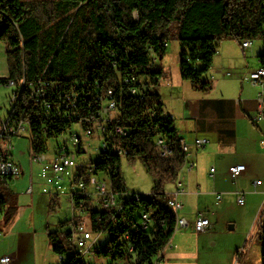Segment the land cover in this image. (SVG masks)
I'll use <instances>...</instances> for the list:
<instances>
[{"label": "trees", "instance_id": "obj_1", "mask_svg": "<svg viewBox=\"0 0 264 264\" xmlns=\"http://www.w3.org/2000/svg\"><path fill=\"white\" fill-rule=\"evenodd\" d=\"M173 38L180 43L181 78L207 92L211 83L204 75L223 40L241 44L261 39L258 61L264 67V0H0V42L8 68L0 82L11 81L19 91L8 113L11 120L29 121L30 152H46L47 140L75 123L81 121L86 129L92 125L89 119H99L104 103L115 102L117 116L103 140L110 148L92 163L95 174L109 177L123 205L113 217L89 209L94 230L108 233L105 246L96 247L98 257L151 264L176 231V211L168 205L171 196L163 186L176 181L187 153L158 92L163 69L156 63ZM31 87L45 96L29 101ZM116 124L129 132L110 135ZM160 139L167 153H162ZM118 150L127 159L139 158L153 176L149 195L127 194ZM11 180L0 179L5 222L17 209ZM143 214L146 227L140 223ZM72 222L60 224L68 226L65 230L47 231L48 242L58 264H89L72 244ZM258 236L264 264V221Z\"/></svg>", "mask_w": 264, "mask_h": 264}, {"label": "rangeland", "instance_id": "obj_2", "mask_svg": "<svg viewBox=\"0 0 264 264\" xmlns=\"http://www.w3.org/2000/svg\"><path fill=\"white\" fill-rule=\"evenodd\" d=\"M134 18L136 19V14ZM252 42V50L248 49L245 52L246 58L243 57L240 45L235 39L223 40L218 50L221 47L228 48V55L233 62L243 68L247 62L248 69L253 71L259 68L256 55L262 52L263 41L257 38ZM167 45L168 58L162 65L170 67L169 71L173 76L179 69L180 43L173 38ZM235 48L238 49L237 52ZM157 62L160 64L161 60L157 58ZM7 76L5 45L0 42V79ZM14 89L15 86L0 82V125L1 120L5 119L10 111V100ZM70 132L81 137L80 143L85 150L84 153L78 154V144L68 142L70 133L67 131L59 137L47 140L45 155L52 156L56 145L66 142L69 151L75 155L78 165L97 160L100 154L101 131L95 130L88 136L81 125L76 123L73 124ZM12 145V158L20 162L24 176L19 181L12 180L13 183L17 181L15 190L18 194L19 210L16 218L13 219V223H7L0 216V255L6 253L12 257L14 253L13 261L16 258V252L20 251V264H58L59 258L53 252L46 233L67 229V225L61 228L60 224L70 220L74 215L69 195L68 193L58 194L54 200H51L54 196L41 193L42 180L38 176L39 165L33 164L30 169V134L28 132L23 136L14 137ZM210 165L212 164H208V168ZM119 167L127 194L149 195L154 186L153 176L139 158L131 160L121 157ZM30 178L33 182L32 195L26 193ZM259 179L263 180V178ZM252 181L246 180L245 188L240 190V193L244 195L243 205H239L236 201L237 186L232 183V180H226L225 189L218 191L222 196L218 203L216 199L201 200V204L197 205L192 198L183 200L182 197L181 201L185 206L176 209V215L179 217L183 214L188 221H191L189 216L195 211H204L209 216L210 227L203 231H196L194 219L187 227L177 229L163 250L164 257L160 264H261L262 246L255 239L259 221L260 219L264 221V214L261 213L264 195L259 192V187V190H254ZM177 182L178 178L176 181L166 182L163 186L164 191L172 196ZM83 219L88 220V217L83 216ZM107 239V232L100 233L95 246L98 248L105 246ZM83 258L89 264H124L110 257H98L89 253L84 254Z\"/></svg>", "mask_w": 264, "mask_h": 264}, {"label": "crops", "instance_id": "obj_3", "mask_svg": "<svg viewBox=\"0 0 264 264\" xmlns=\"http://www.w3.org/2000/svg\"><path fill=\"white\" fill-rule=\"evenodd\" d=\"M228 50V48H219L209 71L204 75L205 79L211 83V89L207 92L196 90L188 81L183 80L179 69L178 73L172 76L169 71L170 67L162 65L163 61L168 58V51L163 57L158 58L161 60L160 64L156 62L163 69V75L158 84V92L164 109L173 117L177 134L187 145V161L194 163L190 169L188 164L182 167L175 192L171 196L181 203V208L185 206L181 201L182 197L183 200L192 198L197 205L201 204V200L212 201L216 199L218 191L225 189L226 180H232V183L237 186L235 194L245 188L244 182L246 180H253L252 187L254 190H259V187V192L264 195V144L262 143L264 119L257 123L253 121V117L260 108L258 98L260 88L253 86L248 81V73L252 70L248 69L247 62L245 68L237 65L228 55ZM236 50L238 49L235 48ZM260 53L256 55L257 58ZM242 55L246 58L245 53ZM161 86L166 90H163ZM197 138H205L208 142L205 146L197 148L194 144ZM13 161L15 160L13 159ZM15 162L20 167L21 172L14 181H19L24 176V171L20 162ZM208 164L212 165L208 168ZM236 164H244L245 171L232 179L229 167ZM31 167L30 165V169ZM211 168H214L212 172L210 171ZM259 178H263V180L261 181ZM256 180L261 181L260 186H254ZM17 181L13 183L11 180L9 183L10 189L16 195L17 205L14 216L8 221L10 223H13V219L16 218L19 210L18 194L15 190ZM177 189H180V192L177 193ZM56 197L54 196L51 200ZM263 206L264 201L261 213ZM199 215L209 220L206 212L200 210L189 216L191 221H188L183 214H180L179 217L186 218L190 225V222L196 220ZM262 221L263 219H260L258 228ZM209 227L210 220L207 228ZM258 238L257 231L255 239L257 242H259ZM3 255L9 254L2 253L0 256ZM15 255L16 258L13 261L11 259L10 264L17 262L20 264V251H17ZM12 257H14V253Z\"/></svg>", "mask_w": 264, "mask_h": 264}, {"label": "built area", "instance_id": "obj_4", "mask_svg": "<svg viewBox=\"0 0 264 264\" xmlns=\"http://www.w3.org/2000/svg\"><path fill=\"white\" fill-rule=\"evenodd\" d=\"M252 43L253 42L250 39H245L241 42L240 47L243 53L251 48ZM247 79L253 86L260 88V93L258 94L260 108L258 110V113L253 117V121L257 123L264 119V67L259 66V68H257L256 70L250 71L248 73ZM8 84L13 85L11 81ZM31 89L32 93L29 97V101H36L39 96H45V93L42 90L36 87H31ZM109 94H111L110 91ZM18 96L19 91L14 90L12 92L10 100L11 107L16 102ZM99 115L100 117L96 121H94L93 119H89L92 125L88 126L85 129V134L90 136L95 130H100L102 134L100 152H104L110 148V146L106 142H103V140L108 123L111 120L115 119L117 116L115 102L113 100H108L106 103H104L101 107ZM78 124L81 125V121L78 122ZM26 128H30V124L27 119L20 118L11 120L9 113H7L5 119L1 120L0 179L9 177L13 180L17 179L20 176V167L11 158V150L13 148L12 140L14 137L23 136L26 133ZM70 130H68L70 133L68 142H72L74 145L78 144V147L81 148V153H84L85 150L80 143L81 137L75 133H71ZM128 132L129 128L127 126L117 124L113 125L108 130V133L110 135L115 136H124ZM207 142L208 140L205 138H197L195 139L194 144L197 148H201L205 146ZM158 143L162 148V153H167L168 149L163 141L160 139L158 140ZM262 143L264 144V136L262 138ZM118 153L122 155V157L126 154L125 151L120 150H118ZM33 164L39 165L38 176L42 180L41 192L43 194L57 196L58 194L68 193L74 214L72 217L73 222L71 226L72 244L81 252L83 256L87 253L94 255L96 251L95 241L99 237L100 232L95 231L93 228V222L90 218L89 209L96 208L98 210L111 214L113 217L122 209L123 204L119 197L120 193L113 189L112 183L106 174L94 173V165L92 161L83 163L82 165H78L75 160V155L69 151L66 142L57 144L54 149L53 155L50 157L46 156L45 152H30V165L32 166ZM186 164H188L189 169L194 166L193 162L187 161ZM74 168H81V179L78 181H71V173ZM213 170V168L210 169L211 172ZM244 171V164H236L229 167V173L232 179H235ZM260 184V180H256L254 182V186H258ZM26 192L28 194L33 193L32 180H30V184ZM178 192H180V189H177V193ZM221 198V193H217V203L220 202ZM236 201L239 205H243L244 195L240 192H236ZM168 205L178 206L179 209L182 207L181 203L178 202L175 198H170L168 201ZM4 208L5 207L0 203V216H2ZM83 216H87L88 220H84ZM147 221V215L143 214V218L140 222L141 225L146 227ZM188 225V221L184 218H181L180 228L187 227ZM208 225L209 220L202 215L197 216L194 222V228L196 231H203L208 227ZM130 250H132L131 247ZM11 259L12 258L9 255L0 256V264H10ZM162 259V252H160L156 255V260H152L151 264H160V261Z\"/></svg>", "mask_w": 264, "mask_h": 264}, {"label": "bare ground", "instance_id": "obj_5", "mask_svg": "<svg viewBox=\"0 0 264 264\" xmlns=\"http://www.w3.org/2000/svg\"><path fill=\"white\" fill-rule=\"evenodd\" d=\"M81 128H82V126H81ZM83 130L85 131V129H83ZM27 132L28 133L30 132L29 128H26V133ZM180 143L182 145L184 152L187 153L186 143L182 139H180ZM80 179H81V168H74V170H72V173H71V181H78ZM170 207H172L175 211L178 208V206H170ZM180 226H181V218L176 215V225H175L176 230L180 229ZM154 260H156V258Z\"/></svg>", "mask_w": 264, "mask_h": 264}]
</instances>
